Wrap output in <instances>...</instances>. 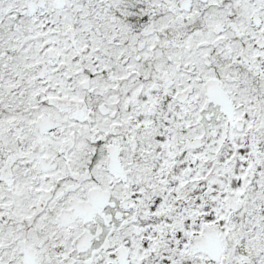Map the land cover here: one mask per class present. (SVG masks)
I'll return each instance as SVG.
<instances>
[{
  "label": "snow or ice",
  "instance_id": "snow-or-ice-1",
  "mask_svg": "<svg viewBox=\"0 0 264 264\" xmlns=\"http://www.w3.org/2000/svg\"><path fill=\"white\" fill-rule=\"evenodd\" d=\"M0 264H264V0H0Z\"/></svg>",
  "mask_w": 264,
  "mask_h": 264
}]
</instances>
